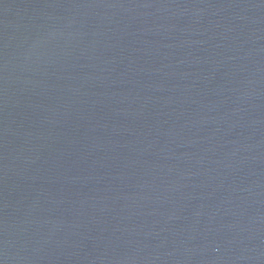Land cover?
I'll return each instance as SVG.
<instances>
[{
	"label": "water",
	"instance_id": "water-1",
	"mask_svg": "<svg viewBox=\"0 0 264 264\" xmlns=\"http://www.w3.org/2000/svg\"><path fill=\"white\" fill-rule=\"evenodd\" d=\"M0 264H264V0H0Z\"/></svg>",
	"mask_w": 264,
	"mask_h": 264
}]
</instances>
